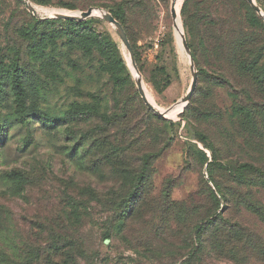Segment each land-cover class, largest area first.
Returning a JSON list of instances; mask_svg holds the SVG:
<instances>
[{"label": "rangeland", "instance_id": "374dc122", "mask_svg": "<svg viewBox=\"0 0 264 264\" xmlns=\"http://www.w3.org/2000/svg\"><path fill=\"white\" fill-rule=\"evenodd\" d=\"M44 1L0 0V264H264V176L233 174L264 170V23L250 0H137L116 18L159 116L113 23L53 17L114 15L103 6L118 0Z\"/></svg>", "mask_w": 264, "mask_h": 264}, {"label": "trees", "instance_id": "16d2710c", "mask_svg": "<svg viewBox=\"0 0 264 264\" xmlns=\"http://www.w3.org/2000/svg\"><path fill=\"white\" fill-rule=\"evenodd\" d=\"M38 2L44 3L46 1L44 0H37ZM132 1H137V0H118L116 1L115 5H106L103 7H108L112 12H113V16L115 18H118L121 22H123V24L126 25V21L128 20V6L129 8L131 7V5H133L131 2ZM141 1V0H138ZM137 1V2H138ZM192 1H200V0H187L185 2V5H190V3H192ZM96 6L101 7V5L96 4ZM61 20V19H59ZM264 23V20L260 17L258 18L257 16H254L252 19L251 24L253 26L259 27L260 22ZM66 22L73 24L74 27L77 28H83L84 27V22L80 21V20H70V19H66ZM188 26V24H186ZM186 31V29H185ZM89 37H91L92 39H94L100 46H101V50L103 52H110L111 51V42L110 41H104V36L101 34H96V38L93 37L92 34L88 35ZM99 41H98V40ZM84 35H78L75 33V35L72 36V38H69V43L71 46L76 45L77 43L82 44L84 41ZM137 60V57L135 55V61ZM260 61L254 60L253 62L250 61L249 59L246 61V70L250 73H254V67L259 65ZM121 63H123V61H120L119 63H115V65H121ZM11 86H12V91L14 96L16 97V101L19 104V106L22 108L23 111L27 110V106H26V97H27V89L26 86L24 84V80H23V71L21 66L19 65V61L18 60H14L13 63L11 64ZM114 79L116 80V82H122L124 79L120 76L114 75ZM263 83H264V79H263ZM261 84V83H260ZM88 112H86V109L83 107H76L75 109H72L71 111H69L67 118H81L82 116L86 115ZM152 114L153 115H158L159 114L155 111L152 110ZM248 116V115H247ZM37 119L44 122L48 127L50 128H54L56 127L59 122L58 121H48L47 117L45 115L42 114H38L37 115ZM226 169H229L230 167L225 166ZM230 170V169H229ZM246 173L249 174H260L262 176H264V170L250 164V163H243L241 164L237 169L233 170V174L237 175L239 177V179L244 178V175ZM5 177L10 178V179H15L17 177V173L15 172H11L8 173ZM138 188V187H136ZM215 195V192H213ZM201 227V226H200ZM202 230V229H201Z\"/></svg>", "mask_w": 264, "mask_h": 264}, {"label": "water", "instance_id": "95a60500", "mask_svg": "<svg viewBox=\"0 0 264 264\" xmlns=\"http://www.w3.org/2000/svg\"><path fill=\"white\" fill-rule=\"evenodd\" d=\"M250 2L252 3L253 7L255 8V10L257 11V13L264 18V11L261 9V7L254 1V0H250ZM174 4V2H173ZM27 6L29 7L30 10L34 11L33 7L27 2ZM95 12H99L100 15H103L108 21H110L111 23H113L116 28H117V32L119 34V36L121 37L122 41L125 43L126 47L129 49L130 51V55H131V62L133 64L134 69L136 70L137 74H138V85L140 88V93L142 95V97L144 98L145 102L149 105L150 109H152L153 111L161 114L162 111L159 110L157 107H155L154 105H152L146 98L145 96V92L143 90V83L142 80L140 78L139 72L136 68V64H135V56L128 38L127 33L122 29L120 22L111 14V13H106L103 9L97 8V9H93L90 8L86 11H84L82 14H72V13H68V12H62V13H55L53 15V17L55 18H64V19H70V20H85L88 19L89 17L95 15ZM182 42L183 45L185 47H188L187 44V40L185 37V32L182 31ZM190 56V64H191V69L193 71V73H196V65H195V61L194 58L192 56V54H189ZM196 87V79L194 80L193 86L191 88V90L189 91V93L187 94L185 100H189L192 96V93L194 91Z\"/></svg>", "mask_w": 264, "mask_h": 264}, {"label": "bare ground", "instance_id": "6f19581e", "mask_svg": "<svg viewBox=\"0 0 264 264\" xmlns=\"http://www.w3.org/2000/svg\"><path fill=\"white\" fill-rule=\"evenodd\" d=\"M174 4H175V7H177V2H176V0H174ZM69 13V12H68ZM96 13V12H95ZM72 14H78V13H72ZM175 23L178 25V26H180L179 25V21H178V16H177V18H176V20H175ZM181 27V26H180ZM181 33H182V27H181ZM135 70V69H134ZM135 72H136V70H135ZM137 73V72H136ZM138 75V74H137ZM143 90H144V92H145V96H146V98L148 97V98H150V96L148 95V93H147V91L144 89V86H143ZM150 100H151V102L153 103V105L154 106H156L155 105V103H154V101L150 98Z\"/></svg>", "mask_w": 264, "mask_h": 264}]
</instances>
